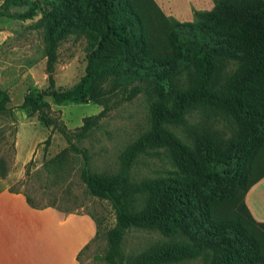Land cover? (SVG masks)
Wrapping results in <instances>:
<instances>
[{
  "label": "trees",
  "instance_id": "obj_1",
  "mask_svg": "<svg viewBox=\"0 0 264 264\" xmlns=\"http://www.w3.org/2000/svg\"><path fill=\"white\" fill-rule=\"evenodd\" d=\"M146 1L152 2L44 0L43 55L53 59L67 32L84 34L89 41L86 73L70 89L28 91L20 108L36 112L46 127L64 137L68 149L82 157L79 178L86 191L111 202L115 224L107 231L102 256L108 264H170L197 256L202 264H264L256 233L264 222L256 221L244 203L248 189L264 177V0H213L210 10H196L192 21L183 22L165 17L154 2L147 8ZM26 3L29 15L39 6L4 0L1 9ZM113 42L116 53L105 45ZM125 90L141 93L149 105V128L128 146L125 162L167 142L192 162L196 182L130 186L91 171L87 150L48 115L42 100L48 95L59 102L92 99L106 105L111 95ZM9 100L0 88V113L10 111ZM195 111L226 120L232 131L224 135L210 125H189L187 115ZM169 125L186 127L191 147L183 146ZM49 140L50 133L44 142ZM137 195L144 199L138 210L133 204ZM25 196L33 207L47 206ZM224 204L235 205L238 213L218 215ZM132 228L157 229L166 239L131 260L121 242Z\"/></svg>",
  "mask_w": 264,
  "mask_h": 264
},
{
  "label": "rangeland",
  "instance_id": "obj_2",
  "mask_svg": "<svg viewBox=\"0 0 264 264\" xmlns=\"http://www.w3.org/2000/svg\"><path fill=\"white\" fill-rule=\"evenodd\" d=\"M3 1L0 0V88L9 93L10 111L0 113L1 184L9 190L23 192L34 204L53 206L63 212L90 214L96 221L97 232L81 251L79 264H108L102 256L107 248V231L115 224L111 202L86 191L79 178L82 157L68 149L64 137L46 127L36 112L20 108L28 91L65 90L76 85L86 73L89 41L84 34L67 32L55 49L53 59L48 60L43 55L40 22L42 9L46 7L44 0H29L39 5L30 15L27 14L29 3L10 4L1 9ZM149 2L144 3L147 8ZM152 2L165 17L179 22L195 18V9L184 10L170 0ZM150 12L155 18L154 8ZM152 27L159 28L156 18ZM113 44L105 43L116 53L118 47ZM102 84L109 87L108 80ZM42 100L48 115L65 127L76 145L87 150L91 171L116 176L130 186L144 184L157 188L163 184L183 186L197 181L192 162L167 142L143 149L125 162L128 146L149 128V105L141 93L119 91L106 100V105L92 99L59 102L48 95ZM187 119L191 126L210 125L224 135L230 134L233 128L218 116L204 117L198 111L187 115ZM168 129L183 146L191 147L192 139L186 127L169 125ZM49 133L50 140L46 144ZM27 150L29 154L25 153ZM18 151L24 155H19ZM134 200V208L140 209L144 204L143 196L137 195ZM258 202L264 216V197ZM235 213L238 208L232 204H224L218 210V215L224 217ZM256 233L264 250V228L256 227ZM160 239L166 237L157 229L132 228L124 235L121 249L132 260ZM202 261L197 256L170 264H202ZM121 264L129 263L123 260Z\"/></svg>",
  "mask_w": 264,
  "mask_h": 264
},
{
  "label": "crops",
  "instance_id": "obj_3",
  "mask_svg": "<svg viewBox=\"0 0 264 264\" xmlns=\"http://www.w3.org/2000/svg\"><path fill=\"white\" fill-rule=\"evenodd\" d=\"M170 3L184 10H208L213 0ZM29 150L25 153L29 154ZM262 196L264 177L245 195L246 206L258 222H264L257 206ZM96 232V221L90 214L63 212L53 206L33 207L23 192L9 190L0 179V264H79L81 251L93 241Z\"/></svg>",
  "mask_w": 264,
  "mask_h": 264
}]
</instances>
